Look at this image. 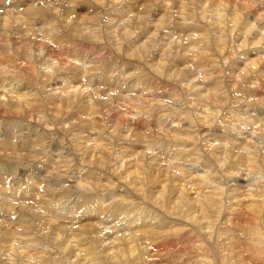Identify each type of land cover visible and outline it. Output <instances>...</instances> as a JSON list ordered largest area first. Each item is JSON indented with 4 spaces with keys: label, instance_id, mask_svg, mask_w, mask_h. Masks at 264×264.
I'll return each instance as SVG.
<instances>
[{
    "label": "bare ground",
    "instance_id": "bare-ground-1",
    "mask_svg": "<svg viewBox=\"0 0 264 264\" xmlns=\"http://www.w3.org/2000/svg\"><path fill=\"white\" fill-rule=\"evenodd\" d=\"M87 1L88 12L77 14L82 0H0V264H264V117L256 116L264 109V73L256 72H264V52L257 50L264 49V0H158L182 12L174 41L196 37L207 46L194 49V78L160 59L154 69L141 60L144 80L135 70L139 77L125 76L132 72L125 71L128 59L140 62L153 47H137L147 32L141 4ZM97 6L102 17L113 13V25L89 14ZM171 23L158 21L150 36ZM172 52L162 55L171 59ZM105 58L128 61L110 78L90 65ZM210 62L220 65L213 78ZM235 108L248 118L226 119ZM106 115L118 124L104 128ZM241 127L251 139L239 137ZM180 131L192 149L176 146ZM196 155L206 160L190 167L208 168L188 187L177 181L176 161ZM226 162L237 178L251 181L248 200L230 198ZM231 200L250 204L240 214ZM224 217L239 234H228ZM183 223L186 232L175 234Z\"/></svg>",
    "mask_w": 264,
    "mask_h": 264
},
{
    "label": "rangeland",
    "instance_id": "rangeland-1",
    "mask_svg": "<svg viewBox=\"0 0 264 264\" xmlns=\"http://www.w3.org/2000/svg\"><path fill=\"white\" fill-rule=\"evenodd\" d=\"M85 1H87V0H82V3H79L80 5L78 6V7H74L73 8V11H76V13L78 14L79 12H88L87 11V9H89V5H90V3L87 1V2H85ZM132 1V2H131ZM129 2H131V4H129L130 6H133L134 5V7L138 4V5H140V11L144 14V16L147 18V32H146V34H144L143 36H142V39L140 40V43H138L137 45V47H139V49H141L142 50V48L144 49V50H146V48L148 47V46H153L148 52H146L145 51V54H147L146 56H144V57H146L145 59H141L140 58V62H139V59H136V58H131V59H128V60H130V61H128V60H125L126 58H124V59H122V63L120 62H118L119 64H123V61H125V63L127 64V61H128V64L125 66L126 68H125V71L127 70V72H129V71H132V72H129V73H126V77H128V76H131V75H129V74H134L133 75V77H135L136 76V74H139V76L141 75V79L142 80H144V78L146 77L143 73L142 74H140V72H138L139 70L141 71L142 70V65L143 64H141V60H143L142 62L144 63V62H146L147 64H148V66H150V68H152V69H154L155 68V66H152V65H154L153 63H158V64H160V65H162V62L164 61H166L165 63L163 62V64L165 65V68H166V66H168V68H170V67H172V69L174 70V68H176V70H178V69H184L185 71H186V74H185V76L183 77V78H194V73H195V71H193L194 70V68L197 66V59L198 58H195L196 57V55H197V53L196 52H194V49L197 47V46H199L200 47V49H201V51H203V49L207 46V40H205L204 42H201V43H199V45H198V43L196 42V41H194V40H196V37H191V38H189V39H187L186 41H181V40H179V41H174L175 39H176V36H172L171 35V31L172 30H174V29H176V26H177V24H178V21L180 20V19H182V12H180V11H177V10H172V9H170V10H166V9H164V6H163V3H159V1L158 0H152V1H150V3L148 4L147 2H148V0H130ZM88 3V4H87ZM133 4V5H132ZM36 5H39V3H36ZM148 5H150V6H148ZM123 6H125L126 7V10H124L125 12L127 11V12H130V10H131V8L132 7H129V6H127V4H124ZM20 8H23V6H20ZM136 8V7H135ZM110 8H109V6L107 7V10H109ZM20 11H21V9H20ZM96 11V12H95ZM95 11L94 12H90L89 14H93V13H97V15H98V18H99V20H98V23L100 22V20H101V9H98V6L96 7V9H95ZM1 12H2V10H1ZM109 13L107 12L105 15H108ZM127 18H128V16H126ZM166 17H170L171 18V21L172 22H174V23H171V25H169L168 26V28H163V30H160L158 33H156V34H154L152 37L150 36V34L152 33V31L154 30V25L155 24H157V22L158 21H160V20H162V19H164V18H166ZM184 17H187L186 15L184 16ZM189 17V16H188ZM112 18H113V13H110V17L109 18H106V16L105 17H102V21L103 22H105V23H108V24H110V25H113L114 24V21H112ZM110 19V21H108ZM174 19V20H173ZM122 21V20H121ZM123 22V21H122ZM184 27H186V26H184ZM108 29L109 30H111L112 28H111V26L110 27H108ZM242 30V29H241ZM241 30H238V34L239 33H241ZM197 33H198V37L199 38H201L200 36H202V37H204L203 35H201V30L200 29H198L197 31H196ZM223 35L224 33L223 32H219V35ZM133 36H134V34H133ZM148 37H150V38H148ZM142 43H144V44H146V46H144V47H141V45H142ZM190 45V46H186V45ZM228 47H229V45L227 46V49H226V53H227V50H228ZM259 46H257V47H255V48H258ZM254 48V49H255ZM159 49V53L158 54H156L155 56H153V57H150V56H152V52L154 51V50H158ZM168 51V52H172V50H174V52H172V54H170V58L171 59H168V58H165V57H163V52L164 51ZM257 50H259V51H262V52H264V49L263 48H258ZM133 51L135 52V49H133ZM124 52H125V49H124ZM130 53H127V54H129L130 56H135V53H134V55H131V54H133V52L132 51H129ZM242 52L243 53H246L247 52V49L246 50H242ZM150 54V55H149ZM136 55H140V54H136ZM149 55V56H148ZM186 55H187V58H186ZM208 55H209V53H208ZM260 55V54H259ZM262 55V54H261ZM141 56V55H140ZM205 56V55H204ZM257 56V54L256 55H254V56H252V58H255ZM150 57V58H149ZM193 57V58H192ZM233 57V58H232ZM129 58V57H128ZM212 58V57H211ZM230 58L231 59H234V58H237L236 57V55L235 56H230ZM106 60H102V61H96V62H92L90 65H91V67H99V69L101 70L102 69V72H104V73H106V71L108 72V73H106V75L108 74L109 75V77L111 78V77H113L114 76V74L116 73V72H119L120 70L121 71H123L124 70V68H122V65H119L118 63V65H116V64H114L113 62L111 63V61L109 60L108 61V59L107 58H105ZM135 59V60H134ZM160 59L161 60H163V61H160ZM168 59V60H167ZM231 59H229L228 61H230ZM240 59H241V62L242 63H244L245 61H243V59H248V57H245L244 58V56H241L240 57ZM138 62H137V61ZM146 60V61H145ZM219 60V59H218ZM74 61V63L75 64H80L79 63V61H75V60H73ZM72 61V62H73ZM135 61V62H134ZM98 62V63H97ZM101 62H102V65H101ZM108 62H109V65H108V67H107V64H108ZM177 63V64H173V63ZM247 62V61H246ZM245 62V63H246ZM94 63V64H93ZM96 63H97V65H101V66H97L96 65ZM131 63H134V64H131ZM136 63H138V64H140V66L141 67H136L135 68V66H136ZM92 64H93V66H92ZM106 66H104V65ZM132 66H131V65ZM113 65V66H112ZM115 66V68H119L120 70H118V68H117V70L118 71H114V73L113 74H111V71H110V69H112V67H114ZM117 66V67H116ZM121 66V67H120ZM129 66V67H128ZM152 66V67H151ZM209 68H210V73H209V76H210V78H213L214 76H216V74H218L219 72H220V68H218V66H220L219 64H216L215 62H210L208 65H207ZM211 66V67H210ZM103 67V68H102ZM128 67V68H127ZM131 67V68H130ZM207 67V68H208ZM105 68V69H104ZM122 68V69H121ZM141 68V69H140ZM149 68V67H148ZM98 69V70H99ZM104 69V70H103ZM109 69V70H108ZM136 69H138V70H136ZM205 69H206V67H205ZM134 70L136 71V74L134 73ZM147 70V69H146ZM200 71V70H199ZM259 71V72H258ZM256 72H258V74H263L264 72L263 71H261V70H256ZM100 74V73H99ZM118 74V73H117ZM116 74V75H117ZM254 74H256L257 75V73H254ZM111 75V76H110ZM113 75V76H112ZM143 75V76H142ZM221 75V74H220ZM139 76H136V77H139ZM143 77V78H142ZM98 78H96L95 80H97ZM141 79H138V80H140L139 82H138V80H137V84H139V85H143V83H142V80ZM136 80V79H135ZM194 82H198V81H194ZM213 83H215V82H217L216 80H213L212 81ZM254 83H252V85H253ZM264 85V84H263ZM100 86H102L103 87V85H100ZM122 86H125V85H122ZM102 87H100L101 89H103ZM27 87H24V89H26ZM229 88H230V86H229ZM126 89V88H125ZM150 88H148L147 90H149ZM146 90V91H147ZM233 90V89H232ZM125 90H123L122 92H124ZM145 91V92H146ZM199 91V90H198ZM110 92L111 93H114L113 95L115 96V95H119V92H113L112 90H110ZM128 92V91H127ZM144 92V91H143ZM133 93V94H132ZM128 94H130L131 96H134V95H136V93H135V91L133 92V91H129V93ZM139 94V93H138ZM244 94V93H243ZM243 94H242V96H243ZM107 95H105V97H106ZM233 97H236V96H233ZM239 97H241V95L240 96H238V98ZM232 99V98H231ZM251 99V100H250ZM105 100H106V98H105ZM232 101V100H231ZM247 101H249V102H247V104H249V105H252V106H256V104H255V102L252 100V98L251 97H248L247 98ZM51 106V105H50ZM77 107V109L79 110V109H83L84 107L83 106H81V105H77L76 106ZM80 107V108H79ZM260 106H258V107H256L255 109H253V110H251L252 112L251 113H253L254 115H256L257 113H255V110H257L258 108H259ZM262 107V106H261ZM251 109V108H250ZM250 109H248L247 111H249ZM259 110H260V113H259V115H256V116H258V117H260V119H262L263 117H264V113L263 114H261V111H264V109H261V108H259ZM82 114V115H81ZM99 114H101V112H99ZM81 115V116H80ZM232 115L234 116V117H241V118H243V119H247L248 117H247V115H243V114H241V111H238L236 108L235 109H233V112H232V114L230 115V114H227L226 116H225V118L226 119H228V120H230V119H232V118H230V117H232ZM79 117L83 120V118H84V120L85 121H87V119H86V116H85V114H83V113H80L79 114ZM95 117H97V116H95ZM106 117V118H105ZM228 117V118H227ZM98 118V117H97ZM108 119V120H107ZM113 118H111L110 116H108V115H106V116H104V119H103V121H102V123L104 124V122H105V125H102V126H104V128H110V126L113 124V126L112 127H114V126H116L117 124L115 123L117 120H112ZM161 119H164V118H162V117H160V118H158L157 120L159 121V120H161ZM107 121H109L108 123L109 124H107ZM110 121H112V122H110ZM181 120L180 119H178V122H180ZM156 125V124H155ZM111 127V128H112ZM96 129H98V128H94V130H96ZM113 129V128H112ZM240 133H242V135H239V137H244L245 139H251L252 138V134L248 131V129H246L245 127H241V128H239V129H237ZM96 131H98V130H96ZM111 131V130H110ZM145 131H146V129H145ZM144 131V132H145ZM125 128L122 130V134H125ZM139 132V134H142V133H140L141 131H138L137 130V133ZM128 133H130V131H127V134ZM259 134V133H258ZM260 135V134H259ZM258 135V136H259ZM122 138H124V136L123 135H120ZM126 137V136H125ZM260 137V136H259ZM190 137H189V135H187L185 132H183V131H180V132H178V136H176V140H174L175 141V143H176V146L179 148L181 145H183V146H185V148L186 149H192L193 148V143L191 142V140L189 139ZM179 139H185L186 140V143H182V142H180L179 141ZM132 140H134V141H136L137 139L136 138H132ZM215 146L216 145H221V144H218V141H215L214 143H213ZM122 145H125V146H129L130 145V143L128 142V143H124V144H122ZM0 146H1V148H2V145L0 144ZM141 149H143V148H140L139 150H141ZM221 153L218 151V152H214V155H217V156H219V157H222L221 155H220ZM161 157V156H160ZM205 160H206V156H202V155H196V157H194L193 159H190V160H188V161H185V159L184 158H182V157H180V159H178V161H176V164H178L179 166H180V168L182 169V173L178 176V178H177V181H179V182H181V183H183V184H185L186 186H188V187H194V185H195V183H196V179H198L199 178V175L200 174H202L203 173V171L206 169V168H208V167H205V166H203L202 168H198V169H196V168H191L190 166H191V164L194 162V161H197L198 163H202V162H205ZM223 169V171L225 172V171H227V170H229L228 171V174H226V177H227V181H228V186H229V190H233V192H231V194H230V198H232L233 196H236V198L237 199H240V200H248L247 198L250 196V194H254L255 192H254V190H250V188H248L249 186L248 185H246L248 182H251V181H249V180H243V177H236V174H234V172H232V168H230V163L229 162H226V164L224 165V167L222 168ZM242 170H245V167H242ZM236 173V172H235ZM239 173H240V171H239ZM190 174H193L194 176H192V175H190ZM162 175L161 176H159V177H157L156 179H155V182L156 183H158V182H160V180L162 179ZM244 178H246V177H244ZM255 179H257V180H255ZM255 179L253 178V186H257V183H258V177H255ZM256 181V182H255ZM46 182V181H45ZM255 184V185H254ZM252 187V186H251ZM153 188V193H155L156 194V191H157V189H159V187H151L150 189H152ZM258 189V188H257ZM239 194H241L242 196H240ZM234 200H231V202H228V205H229V207H233L234 205H237L238 207L237 208H234L235 210H238L239 211V213L240 214H243L244 212H245V210H247V207H248V205L250 204V202L249 201H245L244 203H241L240 205H238V203H236V202H233ZM178 217V216H177ZM237 218H239V216H237L236 214H235V216H234V220L235 219H237ZM156 221H158V220H156ZM222 221H223V228L226 230V231H228V234L229 233H232V234H239V232H240V230H239V227L236 225V224H234L233 222H232V219H227L226 217H224L223 219H222ZM1 222V221H0ZM28 222V221H27ZM107 222H109V221H107ZM184 224V226L183 227H180L179 228V230L175 233V234H178V233H184V232H186V225H185V223H183ZM76 228V227H75ZM105 232H108V231H110L109 229H106V230H104ZM114 236V235H113ZM111 239H109L108 241H110ZM0 253H5V247H2L1 249H0ZM2 259H3V257H2Z\"/></svg>",
    "mask_w": 264,
    "mask_h": 264
}]
</instances>
